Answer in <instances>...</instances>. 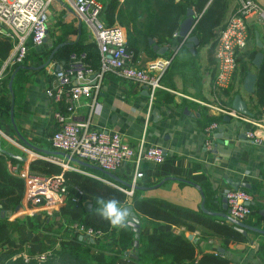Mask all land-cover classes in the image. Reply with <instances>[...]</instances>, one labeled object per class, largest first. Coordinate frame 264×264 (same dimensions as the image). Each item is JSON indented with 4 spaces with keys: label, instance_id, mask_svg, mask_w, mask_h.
Listing matches in <instances>:
<instances>
[{
    "label": "crops",
    "instance_id": "obj_1",
    "mask_svg": "<svg viewBox=\"0 0 264 264\" xmlns=\"http://www.w3.org/2000/svg\"><path fill=\"white\" fill-rule=\"evenodd\" d=\"M253 1L264 11V0ZM237 8L238 0H229L223 25L236 13ZM191 9L196 16L194 9ZM184 17L185 15L181 21ZM246 22L248 43L245 49H253L256 52L259 50L255 42L256 33L259 42L264 44V18L260 12H255L248 16ZM220 29L222 27L215 33ZM121 30L125 38V29ZM177 33L178 30L176 36L173 35L176 38L179 37ZM153 41L156 44L154 39ZM61 43L86 45L94 42L90 31L74 12L60 0H55L50 8L43 44L29 48L23 65L16 70L11 83L9 79L6 84L10 88L9 91H14L16 103L13 106L12 99L9 122L0 118V141L4 143L6 151L27 158L25 162L12 163L20 172L32 173L29 164L33 160L57 164L52 158L62 161L64 157L51 148L48 140L55 129L53 112L61 106L45 95V89L53 84V71L57 65L53 58L49 60V56ZM157 45L166 48L161 56L151 47L141 50L137 58L132 60L133 65L147 69L151 64L156 65L169 59V64L162 72L157 69L150 70L152 74L160 75L161 88L156 91L154 97L150 99L142 86L107 73L103 77L97 96L98 106L90 115L91 127L118 132L133 149L138 148L142 137L144 147L157 146L162 149V163L142 160L139 164V169L143 172V177L136 186V195L139 198L164 200L209 216L215 221H221L224 218L204 212L201 202L204 201L207 211L226 212L222 209L221 198L226 190L233 189L230 183H246L249 188L242 189L251 195L249 205L252 214L244 223L264 230V144L254 145L245 138L244 132L249 125L219 114L201 102L231 107L233 97L239 95L246 102L253 119L258 121H264V106L257 104L254 93L244 91V78L241 79L239 69L234 71L227 89L212 92L216 62L210 44L198 43L193 51L185 45L180 46L181 44ZM260 51L264 58V51ZM247 67L257 73V68L252 63H247ZM2 82L0 85L4 84ZM2 93L4 88L0 86V94ZM86 116L85 105L79 107L74 114L77 119ZM211 122H216L217 128L213 131V147L207 150L203 130ZM71 162L100 176L82 167L76 160ZM132 171V163L125 164L113 173L119 181L113 179L115 182H112L126 186ZM84 198L88 197L83 196L78 200ZM88 207L90 208L91 204H88ZM134 211L137 213L135 209ZM57 213L56 211L51 216L45 213L38 215L49 229L54 230L60 227ZM137 215L140 219L141 235L184 232L186 237L192 235L199 256L205 252H215L227 258L230 264H264V234L248 231L243 235L244 241L230 244V248L225 250L221 246L220 238L200 225L194 224L193 231H186L183 227L168 223H152L139 213ZM225 222L229 221L225 219ZM126 227L132 231L129 226ZM58 228L54 230L56 233L49 234L53 247L57 248L61 244H79L78 241L82 237L78 233L68 231L64 226ZM117 232V229L111 227L110 232L95 238L92 242L94 251L98 252L101 248L106 256L116 251L120 256L118 264L131 263L129 257L136 250L119 247ZM217 248H221L223 253L218 252ZM46 252L48 248L42 254Z\"/></svg>",
    "mask_w": 264,
    "mask_h": 264
},
{
    "label": "built area",
    "instance_id": "obj_2",
    "mask_svg": "<svg viewBox=\"0 0 264 264\" xmlns=\"http://www.w3.org/2000/svg\"><path fill=\"white\" fill-rule=\"evenodd\" d=\"M55 0H0V37L11 42L8 55L0 62V83L9 72L26 59L30 47L41 46L47 33V20L50 8ZM68 6L91 33L92 40L99 53V70L94 71L87 63L85 50H72L67 58L57 62L53 71V84L45 89V95L54 103L60 104L53 112L55 129L48 140L53 150L63 154V160L52 158L63 171L77 172L88 177L106 181L131 197L143 177L139 169L142 160L162 163L164 154L157 146L144 147L143 137L137 149L127 144L116 131H107L91 127L90 115L98 106L102 80L105 74L112 73L120 79L129 80L146 89L152 99L156 91L161 88L160 75L152 74L150 70L162 72L169 64V59L151 64L147 69L133 65L132 54L125 48V38L118 26L107 27L100 18L103 8L98 0H60ZM255 12H260L264 18V11L253 0H238L236 13L226 22L219 32L213 49L216 62V75L212 84V92L217 93L230 86L236 69V54L243 51L248 43L247 18ZM176 36V33L174 34ZM184 39H182V42ZM202 105L219 114L226 115L249 125L244 132L245 138L254 145L264 144V121L241 114L231 107L220 104ZM85 105L87 116L83 119L74 117L76 110ZM216 122H211L203 130L205 148L213 147V131ZM83 161L95 165L105 171L114 173L127 163H132L133 171L128 186L113 183L105 178L92 174L72 164L71 161ZM12 174L24 180V192L21 209L23 214L45 213L51 216L65 204L67 198V184L62 173L52 177L33 174L29 171L20 172L18 167L11 166ZM97 180V179H96ZM100 181V180H99ZM131 195H128V193ZM85 196L79 191L72 197V202ZM230 217L244 222L251 214L249 202L251 195L245 189H229L224 192ZM128 203V200L126 201ZM14 220V216L11 218ZM71 229L82 238L94 240L102 234L85 228L80 223H74ZM46 252L41 257L42 259ZM26 258V257H24Z\"/></svg>",
    "mask_w": 264,
    "mask_h": 264
},
{
    "label": "trees",
    "instance_id": "obj_3",
    "mask_svg": "<svg viewBox=\"0 0 264 264\" xmlns=\"http://www.w3.org/2000/svg\"><path fill=\"white\" fill-rule=\"evenodd\" d=\"M98 1L103 6L100 18L105 26H118L125 29L124 45L126 50L132 54V60L137 58L141 50L152 47L149 42L150 39H154L156 44L169 43L171 46H178L179 44L182 46L184 44V42L181 43L182 38H176L173 35L177 32L180 21L189 7H192L196 13L195 25L191 35L197 37L200 45L210 44L211 48L214 49L218 34L226 24L223 25L222 22L229 2V0ZM219 27L222 29L216 34L215 31ZM10 48L11 42L7 38L0 37V62L8 55ZM72 50H85L88 55L87 63L89 66L94 71L99 70V53L94 43L86 45L65 44L59 47L52 58L56 62H60L65 60ZM254 54L253 49H244L236 54V69H239L241 79L245 77L248 71L247 63H251ZM23 63L16 65L2 80L4 93L0 94V118L6 122H9L12 99L13 106L16 103L14 91H9L10 88L6 84L11 75ZM254 95L257 104L264 106V58L257 68ZM0 144L2 150H7L6 147H3L4 143L0 141ZM17 162L16 159L0 152V213L13 211L16 206L22 204L24 180L9 170L12 163ZM29 169L37 175L52 177L62 173L64 176L68 193L65 204L57 211L60 227H56L55 230L64 226L66 230L73 231L70 226L74 223H80L96 233L107 234L110 232L111 226L94 209L98 207L96 204L98 197L105 200L115 197L120 200L122 205L128 200L137 213L152 223H168L183 227L186 231H193L194 224L200 225L220 238L221 246L225 250L230 248V244L245 240V237L234 229V224L225 222V219L215 221L209 216L164 200L139 198L136 195V188L133 195L127 197L122 191L111 185L77 172L63 171L59 165L45 160L31 161ZM89 170L102 176V178L115 182L97 170ZM79 191L90 199V208L88 207L89 202L86 203L84 199H79L77 203L71 202L72 197ZM17 220L21 221V218L8 220V218L0 217V264H118L120 256L116 251H113L110 256H106L101 248L95 252L93 241L84 238L75 245L61 244L55 248L52 243L49 246H44L43 250L48 248V254L42 261L33 256L32 249L28 250L29 256L24 258L21 255L24 252L22 246L1 249L2 242L11 236L14 226L18 224L15 223ZM115 229L118 231L116 235L119 247L123 249L132 248L133 232L127 227ZM129 258L131 264H230L227 258L215 252L197 255L193 241L189 240L184 232L179 234L173 232L140 234L139 246Z\"/></svg>",
    "mask_w": 264,
    "mask_h": 264
},
{
    "label": "water",
    "instance_id": "obj_4",
    "mask_svg": "<svg viewBox=\"0 0 264 264\" xmlns=\"http://www.w3.org/2000/svg\"><path fill=\"white\" fill-rule=\"evenodd\" d=\"M195 20H196V16L194 15V12L191 8H187L186 13H185V17L184 19L180 22L179 24V28H178V36L181 37L182 39H184V44L186 47H188L191 51L194 50V47L196 45H198L199 41L197 39V37L195 35H191L192 29L195 25ZM150 44L152 45V49L153 51L161 56L162 54H164V52L166 51L165 47H160L157 44H154L153 39L149 40ZM255 42H256V47L259 49L258 51L255 52L251 63L253 66H255L256 68H258L262 62L263 59V53L260 50L264 51V44H262L261 42H259L258 39V35L257 33L255 34ZM64 44H58L54 50L52 51V53L49 56V60L52 58V56L54 55V53L59 49V47L63 46ZM14 73L11 75L10 77V83L13 79ZM255 83H256V74L253 73L251 70H248L246 72V75L243 79V89L245 92L252 94L254 93L255 90ZM231 108L241 114H244L248 117H253V114L248 110L247 108V104L244 100H242V98L239 95H235L233 97L232 103H231ZM229 118V117H228ZM0 152L6 154L7 156L16 159L18 162H25L27 160L26 157L24 156H20L18 154H15L13 152H9L6 150H2L1 149V144H0ZM77 163L79 165H81L82 167L88 168V169H92V170H97L101 173H103L104 175L119 181L118 178L111 172L105 171L95 165H91L88 164L86 162L83 161H77ZM126 186H128V184H125ZM231 188L233 189H239V188H249V185L246 183H240V182H234V183H230ZM250 203V202H249ZM221 204H222V209L225 210L226 212H211V211H207L204 208V201L201 202V209L208 213V214H212V215H216V216H220L224 219H226L227 221L231 222L232 224H234V229L236 231H238L239 233H241L242 235H246L248 231L251 232H256V233H260V234H264V230L254 227V226H250L245 224L244 222L238 221L232 217L229 216L228 214V209H227V201L225 196L223 195L221 198ZM123 207H126L129 212H130V224L128 225L133 232V242H132V249L136 250L139 246V237H140V219L137 215V213L134 211L133 209V205L130 203L127 204H123ZM21 209V206L18 205L14 208V212L18 213ZM10 216H12V211H8V212H1L0 213V217L1 218H9ZM121 228V227H119ZM189 240H192V235H188L187 237ZM218 252L223 253V250L221 248H217Z\"/></svg>",
    "mask_w": 264,
    "mask_h": 264
},
{
    "label": "rangeland",
    "instance_id": "obj_5",
    "mask_svg": "<svg viewBox=\"0 0 264 264\" xmlns=\"http://www.w3.org/2000/svg\"><path fill=\"white\" fill-rule=\"evenodd\" d=\"M3 85V84H2ZM0 85V86H2ZM5 147V146H4ZM85 202L88 203L90 200L88 198H84ZM90 204V202H89ZM39 212L33 213V215L23 214L22 212L15 213L12 211V216L8 218V220H12L11 218H21V221H16V226L11 232V236L5 239V241L1 244V249L11 246H22L24 252L21 254L23 257H28V250L32 249L33 256L36 259H42L44 252V246H49L52 243V238L49 234H54L56 231L49 229L48 225L44 220L41 219V216L38 215ZM55 230V229H54ZM48 234H46V233ZM45 233V234H43ZM131 264V263H127Z\"/></svg>",
    "mask_w": 264,
    "mask_h": 264
},
{
    "label": "clouds",
    "instance_id": "obj_6",
    "mask_svg": "<svg viewBox=\"0 0 264 264\" xmlns=\"http://www.w3.org/2000/svg\"><path fill=\"white\" fill-rule=\"evenodd\" d=\"M97 180H100L102 183H106V181L101 180V178L97 177ZM128 195H131L129 192ZM96 207L94 210L97 214L112 228L126 227L130 224V212L126 207H123L120 200L113 197L110 199H103L98 197L96 200Z\"/></svg>",
    "mask_w": 264,
    "mask_h": 264
}]
</instances>
